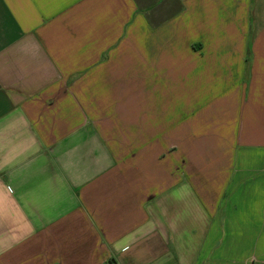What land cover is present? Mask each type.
Listing matches in <instances>:
<instances>
[{"label":"crops","instance_id":"0c3cea01","mask_svg":"<svg viewBox=\"0 0 264 264\" xmlns=\"http://www.w3.org/2000/svg\"><path fill=\"white\" fill-rule=\"evenodd\" d=\"M0 264H264V0H0Z\"/></svg>","mask_w":264,"mask_h":264}]
</instances>
